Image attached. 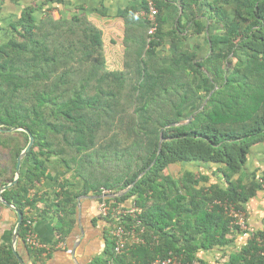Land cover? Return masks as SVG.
Segmentation results:
<instances>
[{
	"label": "trees",
	"instance_id": "1",
	"mask_svg": "<svg viewBox=\"0 0 264 264\" xmlns=\"http://www.w3.org/2000/svg\"><path fill=\"white\" fill-rule=\"evenodd\" d=\"M6 1L20 0H0V11ZM187 2L185 11L201 0ZM42 7L23 8L10 37L0 40V129L6 131L0 133V188L14 180L28 144L25 132L9 130L34 138L17 183L2 193L22 214L18 243L29 261L43 264L50 256L25 245L29 218L50 217L56 247L75 226L78 197L118 194L133 184L126 194L97 202L129 200L138 208L136 219L125 217L122 224L142 244L116 256L113 240L105 238L116 222L99 217L102 258L90 264H151L170 253L184 264H207L200 255L216 249L222 254L214 264H264V228L235 242L239 229L226 212L245 213L264 190V171L246 182L242 172L250 149L264 143V0H238L230 16L212 8L210 26L221 28L208 35L211 52L199 62L183 48L162 62L155 51L162 38L155 5L153 37L141 18L137 26L127 23L121 69L107 64L103 32L88 16L38 18ZM194 23L195 31L204 30ZM51 159L82 181L80 191L63 185L51 195L36 192ZM183 164L216 166L209 175L220 176L221 185L200 172L171 169ZM0 264H18L11 238L0 241Z\"/></svg>",
	"mask_w": 264,
	"mask_h": 264
},
{
	"label": "crops",
	"instance_id": "2",
	"mask_svg": "<svg viewBox=\"0 0 264 264\" xmlns=\"http://www.w3.org/2000/svg\"><path fill=\"white\" fill-rule=\"evenodd\" d=\"M152 1H154L153 3L160 10L159 14L162 22L160 28L162 38L155 51L162 62L167 63L176 48H183L194 54L198 62L205 60L211 52L208 35L218 32L221 28V24H214V22V25L210 26L209 18L212 14V8L218 7L223 14L230 16L235 11L238 0H201L198 6L192 7L188 11H185L186 6L189 4L187 0ZM36 4L43 6L36 13L38 18L47 13H50L54 19H67L78 14L88 16V19L103 32L107 64L111 68H122L126 26L127 23H129L128 25H132L133 23L132 26L139 24L137 20L140 19L138 15L141 10L140 0H60L59 2L52 0H20L17 5L6 1L0 11V40L4 41L10 37L11 26L17 23L21 10ZM189 11L190 13H188ZM194 21L203 25L204 30L202 32L198 33L194 30ZM222 24L224 23L222 22ZM52 163V165H49V162L45 163L47 178L41 182L36 192L51 195L57 192L63 185H67L72 190L80 191L83 185L82 181L75 179L73 173L62 167L60 163L56 165L55 163H58L56 160ZM201 167L203 169H192L191 166H184L183 164L173 166L171 169L174 172L176 169H191L189 171L209 175L216 168L214 165H203ZM262 171H264V143L250 149L246 164L242 170L246 176L244 182L253 173L260 176ZM218 177L217 179L214 176H210L209 183H219L221 185L222 178ZM80 197V202L79 204L78 202L76 203V210L73 216L75 226L66 241L60 243L61 247H57L56 245V247H53L55 237L53 221L50 217L34 220L33 230L41 244L48 248L46 253L49 252L50 254L43 264H90L96 259L97 254L103 252L105 226L96 213L98 199L87 198L92 196ZM12 217L15 219L12 211L8 209L0 211L2 222V232L0 233L1 244L8 242L10 227H8L7 221ZM245 220L249 230L253 231V233L263 228L264 190L258 192L247 203L245 207ZM235 238V242L245 240L240 235H235ZM235 245L238 244L235 243ZM51 248L52 251H50ZM225 250L227 251V249ZM221 251V249H216L205 256L200 255V258L207 264H214L220 259ZM17 252L19 256L21 255L20 257L25 264H34L29 261L24 246L20 243H17ZM37 264L42 263L39 262ZM194 264L200 263L195 262Z\"/></svg>",
	"mask_w": 264,
	"mask_h": 264
},
{
	"label": "built area",
	"instance_id": "3",
	"mask_svg": "<svg viewBox=\"0 0 264 264\" xmlns=\"http://www.w3.org/2000/svg\"><path fill=\"white\" fill-rule=\"evenodd\" d=\"M142 1L144 3V7L141 8L138 15L142 20H144L146 23L150 25L148 30V35L153 37L157 27V22H156L157 10L152 0H142ZM108 194H109L108 191H104L102 196ZM226 212L230 218L234 219L233 224L236 227H238L239 233L243 239L249 240L254 237L255 234L253 233V231H250L247 226L245 220V213L238 212L233 207H228L226 209ZM96 213L97 216L99 217L108 219L109 221L116 222V225L114 227H111L109 232V235L114 242L113 251L116 256L121 255L126 249V247L130 246V244H139V245L142 244L143 241L140 240L135 235L134 230L131 231L127 230L122 224L123 223L122 220H124L125 217L136 219L137 215L140 213V210L136 208L134 205H132V203L129 202L126 205L125 202L117 206H111L107 204L106 201H102L98 203V206L96 208ZM34 220L35 217L32 216L25 223V228L28 229V232L24 237V243L29 249H42L46 251L48 248L44 247L41 244L40 240L38 239L36 233L33 230ZM127 237H130L132 240L128 241ZM262 243H264V241H262ZM61 246L62 245H58L57 247H61ZM106 264H114V262L108 261ZM151 264H184V262L182 257L170 253L167 258L162 260L157 258Z\"/></svg>",
	"mask_w": 264,
	"mask_h": 264
},
{
	"label": "water",
	"instance_id": "4",
	"mask_svg": "<svg viewBox=\"0 0 264 264\" xmlns=\"http://www.w3.org/2000/svg\"><path fill=\"white\" fill-rule=\"evenodd\" d=\"M16 131H23V132H25L28 135V144L25 147V149L20 153L19 157L17 158L16 166H15L14 180L10 184H7V185H5V186L0 188V204L3 205L6 209L12 211L14 213V215H15V223H14V226L12 228V233H11V250H12L13 254L16 257V259L18 261V264H25L24 261L18 255V252H17L18 233H19L20 226H21V223H22V214L12 204H8L7 202H5L2 199V193L4 191L8 190L9 188L13 187L17 183V181H18V179L20 177V173H21V163H22L24 157L26 156V154L30 151V149H31V147L33 146V143H34L33 136L31 134H29L26 130H23V129H12V130H9V132H11V133L12 132H16ZM5 132H6L5 130H1L0 129V133H5ZM161 142H162V139L160 138L159 146H160ZM141 176L142 175H140L138 177V179ZM132 186H133V184L131 186H129L128 188H126L124 191H122V192H120L118 194L110 195V197L114 198L116 196H121L123 194H126L132 188ZM87 198L102 199L103 197L102 196H100V197H93L92 196V197H87ZM80 199H81V197L77 198L78 204L80 202Z\"/></svg>",
	"mask_w": 264,
	"mask_h": 264
},
{
	"label": "rangeland",
	"instance_id": "5",
	"mask_svg": "<svg viewBox=\"0 0 264 264\" xmlns=\"http://www.w3.org/2000/svg\"><path fill=\"white\" fill-rule=\"evenodd\" d=\"M54 161H55L54 159H51V160L49 161V165H52V164H53L52 162H54ZM47 163H48V162H47ZM55 164L57 165V164H59V162H58V163H55ZM47 165H48V164H47ZM59 166H61V165H59ZM184 166H185V165H184ZM62 167H63V166H62ZM56 168H57V167H56ZM192 169H203V168H202V167L193 166ZM182 170H188V169H178V170L176 169L175 172L179 174ZM189 170H191V169H189ZM9 221H10V222H9ZM14 222H15V219H14L13 217L10 218V220L7 221V223L9 224L8 227H10L9 238L11 237V227H13ZM1 230H2V222H1V218H0V233L2 232ZM107 232H109V231H107ZM105 238L108 239V240H109V239L111 240V238H108L107 235H105ZM20 244H21V243H20ZM96 258H97V260H98V259H101V258H102V253L100 252L99 254H97V257H96ZM95 260H96V259H95Z\"/></svg>",
	"mask_w": 264,
	"mask_h": 264
},
{
	"label": "clouds",
	"instance_id": "6",
	"mask_svg": "<svg viewBox=\"0 0 264 264\" xmlns=\"http://www.w3.org/2000/svg\"><path fill=\"white\" fill-rule=\"evenodd\" d=\"M110 195H112V194L109 193L108 195H106V197L111 198ZM104 196H105V195H104ZM104 196H102V197H104ZM103 199H104V198H103ZM111 199H113V198H111ZM128 203H129V200L126 201V205H127ZM98 217H99V216H98ZM263 228H264V225H263ZM263 228H262V229H263ZM109 232H110V229H109ZM109 232H108V235H109ZM239 235H240V233H239ZM240 236H241V235H240ZM109 237H110V235H109ZM241 237H242V236H241ZM110 238H111V237H110ZM111 240H112V238H111ZM60 245H61V244H60ZM57 246H58V245H57Z\"/></svg>",
	"mask_w": 264,
	"mask_h": 264
}]
</instances>
